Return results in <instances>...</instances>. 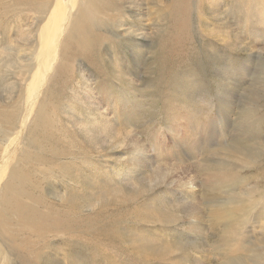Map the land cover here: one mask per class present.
Returning <instances> with one entry per match:
<instances>
[{
    "label": "rangeland",
    "instance_id": "374dc122",
    "mask_svg": "<svg viewBox=\"0 0 264 264\" xmlns=\"http://www.w3.org/2000/svg\"><path fill=\"white\" fill-rule=\"evenodd\" d=\"M177 1L180 20L172 27ZM177 1L128 0L142 12L147 38H118L95 67L74 61L62 84V72L52 78L56 54L42 64L39 32L56 4L67 21L70 0H50L40 20L24 0H0V114H16L12 124L0 119V204L24 193L20 199L38 214L82 225L31 231L0 206L7 219L0 264H264V0ZM175 29L185 30L170 40ZM166 55L174 63L169 71ZM39 109L42 120L35 119ZM130 115L141 121L134 125ZM187 115L200 129L179 124ZM135 127L145 154L154 156L149 169L138 168L124 139ZM79 150L88 157L77 159ZM164 164L173 169L166 182L147 184L151 168ZM186 204L203 212L197 232ZM143 211L161 223L134 222V212Z\"/></svg>",
    "mask_w": 264,
    "mask_h": 264
},
{
    "label": "bare ground",
    "instance_id": "6f19581e",
    "mask_svg": "<svg viewBox=\"0 0 264 264\" xmlns=\"http://www.w3.org/2000/svg\"><path fill=\"white\" fill-rule=\"evenodd\" d=\"M24 1L26 2L25 4L29 5L36 12L35 14H37V18L39 20L43 18L44 14L49 9L50 3H51L50 0H24ZM127 1L128 0H123V2H121V0H70V2H71L70 9H72L73 12L72 11L70 12V15L68 16L67 21H65L66 17H65L63 8L59 4L55 5L53 11L50 13V16L48 18L47 23L44 24L45 25L44 28L41 30V32H39L40 33L39 40L41 41V46H42V48H41L42 50H41V54H40V57L43 58L42 64H45L47 59L51 55H53L54 53L58 57L59 63L56 66L57 72L52 77L54 81L56 79H57L56 81L59 80V74H60V72H62L64 74V76H62V78L64 77V81H62L61 83L64 84V83L68 82L69 77H70L69 73L72 74L73 69L76 68L75 66L73 68V66L71 65L74 61L86 62L90 66L95 67L97 62L103 61V57L101 55V52L106 51L107 46H110L111 43L114 44L117 41H119V39L122 40L120 37L124 38L126 41H128L131 38H134L136 40L137 38L138 39H142V38L144 39L146 37L145 33L142 32V30L144 29V25H142L143 23L141 21V20H143L142 12L138 9H133V6H131L129 3H127ZM174 1H177V0H174ZM14 2L22 3L21 0H14ZM232 2L233 3H240L241 2V4H242V2H244V4H245L246 0H232ZM234 7H238V5L234 4ZM181 9H182L181 1H177L174 9L171 11L172 17H171L170 22H171L172 27H176L177 24L179 23ZM184 10H185V8L183 9V11ZM30 11H31V9H30ZM240 11H241V9H240ZM240 11L238 10L237 13ZM67 12H69V11H67ZM243 16H246V15L243 14ZM62 23H65L66 26H65L64 31H63L64 34L61 35L62 39L60 41V44L57 46V44L54 43V39L57 38L56 34L58 31V27H61ZM184 30L185 29L171 30L170 40H177L179 38L180 34ZM115 40H117V41H115ZM131 40H129V41H131ZM122 43H123V41H122ZM133 45L134 44L132 42V46ZM14 51L17 54H19L20 52H22V49L17 48V49H14ZM177 55L180 56L179 50L177 51ZM164 62H165V64H164L165 69L168 71L171 70V67L174 64L172 56L166 55ZM51 81H50V85H52ZM58 86H60V85H58ZM47 89H48V87H47ZM57 91H58V89H57ZM57 93H59V91ZM172 98L175 99V96H173ZM123 105H124V107H126L125 108L126 110L131 111V114L134 113V105L133 104H131V108H129L128 103L125 101V103ZM43 109H45V108H43ZM222 109H223V107H222ZM230 112H222V114L224 116H226V118H229ZM36 114H37V118L35 117L36 120H42L44 118V116L41 115V114H43L41 109L36 110ZM13 116H15V118H16V114L11 116L10 114L4 115L2 113V114H0V119L2 121H4V123L12 124V122L14 120ZM131 117H133V119H131V120H132V123L134 125L137 124L138 121H141V118L140 117L138 118L137 115L136 116L130 115V118ZM127 119H129V118L127 117ZM104 120L106 121V118H104ZM17 121H18V119H17ZM179 121H180L179 124H183L185 127H189V128H191L193 126L199 127V122L196 119V117L191 118L190 116L187 115L184 117H179ZM106 122L109 123V121H106ZM48 125L50 126V124H48ZM41 126H40V128H41ZM132 127H134V126H132ZM136 128L137 127H135L136 134H134V135H131V132H129V131L125 132V130L123 129V132H125L124 139L126 142L131 143L130 149L134 153V159L137 160V164H139V167L138 166L137 167L139 169H141L143 166H146V168L149 169L150 165H153V163H154V158H153L154 156L152 154L151 155L145 154V153H147V151L145 150V145L142 144L140 142L139 138L137 137L138 132H137ZM110 129H111V126H110ZM175 129H177L178 131L180 130L179 126H176ZM199 129H200V127H199ZM41 131L44 132L45 130L44 131L41 130ZM111 132L117 134V129L114 127L111 129ZM31 134H29V135H31ZM178 135L181 137V135H182L181 132H178L176 134V136H178ZM198 135H199L198 133L193 135L194 139L196 140L194 142H197L200 139ZM180 137H179V139H180ZM50 139H51V134L49 135V140ZM198 148L200 149V151H202L203 154L208 153L206 150H204V146L201 145ZM159 149H160V153L166 152V150H163L162 147H159ZM137 151H140L142 153L138 154ZM197 153H198V151H197ZM74 155H77V159H79V160L82 158L85 159L88 157V154H86L85 152H80V150ZM206 155H208V154H206ZM164 157L168 158V155H165ZM205 161H207V160H205ZM164 167L165 168H161V167H157V168L155 167V169L151 168L153 175L151 177H149V180L145 179V182L147 184L153 183L154 185H158L159 180L161 178L162 183H165L167 180V177L169 176L168 174H166V172L172 171L173 169L166 168L165 164H164ZM173 168H178V167L176 165H174ZM163 170H166L165 173H163ZM9 174L11 177H18L16 171L14 173H9ZM263 174H264V172H263ZM9 179L4 184V187H6V188H10L8 185ZM141 181L144 182V180H141ZM256 182L257 181H255V183ZM173 185H174V182H173ZM183 186L185 187V185H183ZM21 194L23 195L24 193H19V196H22ZM24 195H26V194H24ZM11 196H12V193L10 194L8 199H5L4 201L1 202L0 206H5L6 208L9 209L8 216L11 217V219L18 221L20 224V227H25L31 231L36 230V228H45L48 230H53L54 232L56 231V233L57 232L58 233H65L67 231H75L77 229V227H80V226H78L76 219L70 220L69 217H67V218L64 217L65 219H63V218L61 219L58 217H52V216H46V215L42 216V215L38 214L34 210V207H31L30 205H26L25 203H23V201L20 199L19 196H18L19 198L16 197L13 200L12 204H9V200L11 199ZM120 205L123 206L124 204H120ZM181 208H184L183 210L186 212L185 214H186L187 218L191 221V224H193L195 226V229H191V231L197 232L198 229L196 230V224L198 225V227H200V224L202 223V220H203V219L201 221L199 220L202 218L201 215L203 213V212L202 213L200 212L199 205L186 204V206L182 205ZM120 213L124 214V211L118 210V214H120ZM216 215H217V213H214V211L210 213L211 217H215ZM96 217H98L97 214H95L93 216L92 220L90 219L89 221H86L85 225L86 224L91 225L93 223L92 221L94 219L96 221ZM111 217L113 218V216H111ZM134 217H136V219H134L133 221L137 222V223L138 222H140V223L144 222L146 224L147 221H154L155 223L160 222L159 217H154L152 214H150L147 211H143L141 213L134 212ZM217 217L219 219V216H217ZM217 217H215V218H217ZM5 220H7V219H4L0 216V231H2L1 223ZM198 220H199V223L197 222ZM86 227L89 228V226H87V225H86ZM80 228H82V225ZM261 229H263V228H261ZM143 257L146 260L150 259L148 257V255L145 256V254ZM145 259H143V260H145Z\"/></svg>",
    "mask_w": 264,
    "mask_h": 264
}]
</instances>
